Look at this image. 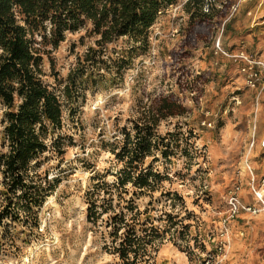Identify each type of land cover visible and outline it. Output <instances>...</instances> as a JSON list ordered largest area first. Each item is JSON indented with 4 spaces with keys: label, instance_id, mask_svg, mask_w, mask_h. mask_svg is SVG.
<instances>
[{
    "label": "rangeland",
    "instance_id": "374dc122",
    "mask_svg": "<svg viewBox=\"0 0 264 264\" xmlns=\"http://www.w3.org/2000/svg\"><path fill=\"white\" fill-rule=\"evenodd\" d=\"M185 1L178 0L160 14L150 29V50L126 69L121 84L89 93L85 100L66 106L63 132L72 135L75 143L67 144L62 156L55 151L47 152L38 168L40 173L46 170L49 179L58 178L59 183L39 210V229L31 226L33 223H15L16 227L5 230L7 236H0V264H121L111 247L112 229L103 221L95 225L87 220L90 199L87 191L100 181L117 180L123 164L111 149L123 143L125 132L134 136V120L165 97L175 101L182 114L159 122L155 140L159 144L162 140L171 141L169 155L164 157L161 149L154 148L145 158L144 167L153 162L156 170L167 177L159 181L154 192H137L135 196L131 184L127 186L129 192H123L125 200L134 199L142 212L138 223L140 235L145 236L146 229L150 234L153 226V231L162 236L138 264H148L147 258L156 264H198L195 256L189 258L190 254L184 252L186 244L192 241L185 243V239L192 236L182 238L178 222L195 225L191 233L195 235L200 229L211 246L215 228L229 209L230 190L243 204L258 203L245 159L248 156L256 185L260 186L264 149L260 137L252 147L248 141L237 147L223 145L224 129L231 123L236 127L239 124V118L234 121L232 110L239 105L232 99L233 94L225 91V85L240 76L236 62L214 52V40L224 27V43L229 25L236 23L242 32L253 33L250 49L260 50L264 56V0H215L213 12L218 16L206 22L192 21L184 9ZM228 16L230 19L224 24ZM93 42L94 37L86 29L68 35L54 52L61 76H67L77 54ZM254 102L250 119L255 121L257 102H264L263 95L254 97ZM70 108L74 121L69 117ZM213 152L218 153L215 156ZM260 188L264 196V186ZM192 215L198 217L197 221L190 218ZM244 215L257 227L264 228V211L253 214L241 210L232 219ZM14 232L17 236L11 239ZM262 233L264 230L255 239L247 240L252 251L247 264H264ZM229 240L218 264H225L228 259L233 242L230 237Z\"/></svg>",
    "mask_w": 264,
    "mask_h": 264
},
{
    "label": "trees",
    "instance_id": "16d2710c",
    "mask_svg": "<svg viewBox=\"0 0 264 264\" xmlns=\"http://www.w3.org/2000/svg\"><path fill=\"white\" fill-rule=\"evenodd\" d=\"M177 2L0 0L1 237L7 236L5 230L16 227L15 223H33L31 226L40 228L39 210L59 183L58 178L49 179L46 170L40 173L41 158L52 151L62 156L67 144L75 143L72 135L63 132L66 106L85 100L89 93L121 84L126 69L150 50L151 27ZM214 2L186 0L183 6L192 21L206 22L218 16L213 12ZM206 6L209 11H205ZM84 29L94 42L77 54L76 63L63 77L54 52L69 34ZM71 109L69 117L74 121ZM179 114L178 104L167 97L158 105H150L148 112L134 120L135 135L125 132L123 143L111 149L123 164L117 180L100 181L87 191V220L95 225L103 221L112 229L111 247L121 264H138L148 248L162 239L153 226L150 234L146 229L145 236L140 235L142 212L134 199L125 200L123 192H129L128 184L133 185L135 196L137 192H154L159 181L167 177L153 162L144 167L145 158L154 148L161 149L164 157L169 155L171 141L157 143L156 130L162 119ZM183 227L179 235L186 238L188 226ZM15 233L11 239L17 236ZM147 259L148 264H156Z\"/></svg>",
    "mask_w": 264,
    "mask_h": 264
},
{
    "label": "built area",
    "instance_id": "2783aa9c",
    "mask_svg": "<svg viewBox=\"0 0 264 264\" xmlns=\"http://www.w3.org/2000/svg\"><path fill=\"white\" fill-rule=\"evenodd\" d=\"M205 11H209L207 6L205 7ZM230 19V16L224 20V24L226 21ZM224 27L219 30L216 34L214 40V52L220 56H223L229 60L236 62L237 65V73L242 78L243 88L255 90L258 92V98L260 94L264 91V57L259 52H250L245 49H237L228 48L224 45L222 41ZM222 66V65H221ZM242 88H237L233 93L232 99L235 101V104H240V94L238 91H241ZM205 123V122H204ZM211 122L208 123L210 125ZM255 128V127H254ZM255 143V133H253V138L250 141V147H252ZM261 147L264 148V139L261 142ZM246 168L249 170L251 175V187L253 189V193L257 199V204H243L237 194L230 190L227 195V201L229 205V209L227 213L222 218V223L215 228L213 237V243L211 246L207 244L206 237H202L200 229L195 231V235L191 233V227H195V225L184 224L183 221L178 222L177 226H181L180 230L183 229L186 225L187 228V236L186 241H191L190 244H186L185 251L190 254L189 258L197 259L198 264H218L220 261V257L227 249V246L230 243L229 240V222L232 218L237 216L241 210L246 212H250L253 214L260 213L264 211V196L261 190V186H264V176L261 177L259 183L260 186L256 185V176L254 174L253 168L250 164L248 157L245 159ZM192 220L198 219L197 216H190ZM195 222V221H194ZM182 224V225H180ZM185 230V229H184ZM209 239L211 238L210 235ZM182 241V240H180Z\"/></svg>",
    "mask_w": 264,
    "mask_h": 264
},
{
    "label": "crops",
    "instance_id": "0c3cea01",
    "mask_svg": "<svg viewBox=\"0 0 264 264\" xmlns=\"http://www.w3.org/2000/svg\"><path fill=\"white\" fill-rule=\"evenodd\" d=\"M228 28H230V31H227V34L224 38V45L226 47L233 48L234 50L245 49L250 52L260 51L250 49V41L252 39L251 37L253 33H248V31L242 32L239 30V24L236 23L230 24ZM242 86L243 84L241 77H237L233 81L228 80L225 85V91L231 94H233L238 87L242 88V90L238 91L240 94L241 103L238 104V107L232 108V110L235 111L233 114L234 121L236 118H239L238 127H236L234 123H231V125L224 129L223 145H227L225 143H228L234 147H237L242 143L247 144V141L250 143L253 138V133H255V141L258 139V137H260V145L264 139V102H257L258 114L255 118V121L253 119L251 120V111L255 106L254 97L255 99L258 98V92L243 88ZM261 95L264 97V93H261ZM213 153H215L216 156L218 152ZM223 154L224 151L222 155ZM222 160V162L225 161L224 158ZM248 217V215H244L243 218L231 219L229 222V237L233 240V242L232 248L227 255L228 259L226 260L225 264H247L250 261L252 251L250 242L247 240H252V238L264 230V228L257 227L254 221L247 220ZM255 238L256 237H254V239Z\"/></svg>",
    "mask_w": 264,
    "mask_h": 264
},
{
    "label": "bare ground",
    "instance_id": "6f19581e",
    "mask_svg": "<svg viewBox=\"0 0 264 264\" xmlns=\"http://www.w3.org/2000/svg\"><path fill=\"white\" fill-rule=\"evenodd\" d=\"M245 168V167H244Z\"/></svg>",
    "mask_w": 264,
    "mask_h": 264
}]
</instances>
